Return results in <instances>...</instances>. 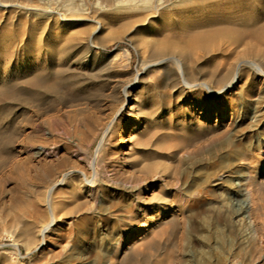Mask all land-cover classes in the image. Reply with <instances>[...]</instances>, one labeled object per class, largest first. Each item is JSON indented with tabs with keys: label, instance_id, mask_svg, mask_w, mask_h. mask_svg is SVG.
I'll use <instances>...</instances> for the list:
<instances>
[{
	"label": "rangeland",
	"instance_id": "obj_1",
	"mask_svg": "<svg viewBox=\"0 0 264 264\" xmlns=\"http://www.w3.org/2000/svg\"><path fill=\"white\" fill-rule=\"evenodd\" d=\"M118 12L100 14L91 35L89 21L0 8V257L264 264V74L250 66L264 72V0H190L163 9L150 37L136 13ZM171 54L189 83L223 90L185 85L170 62L132 84L141 61ZM67 173L55 230L26 251L14 226L48 220L44 196ZM245 186L256 210L234 219L229 194Z\"/></svg>",
	"mask_w": 264,
	"mask_h": 264
},
{
	"label": "bare ground",
	"instance_id": "obj_2",
	"mask_svg": "<svg viewBox=\"0 0 264 264\" xmlns=\"http://www.w3.org/2000/svg\"><path fill=\"white\" fill-rule=\"evenodd\" d=\"M189 1L190 0H18L17 2L16 1L14 2V0H0V8H8V7L22 8V9H25L26 11L30 12L31 15L34 14L33 16H35V17L45 18V19L55 18L56 21H58L64 25H69V26L79 25V23H81V22L89 21V22L93 23V30H92L91 35H93L98 29H102V27H103L104 23H102V22H105V21L101 22L100 19L97 20V18L100 14L109 13L111 11L112 12L113 11H117V12L120 11V13H122V12H133V14L136 13V16H135L136 20H138V22L140 24L142 23V25L147 28V30H148L147 36L150 37V36H153L152 30L155 28V26L157 24L156 20H159V18H161L160 15H161V11L163 9L165 10L168 8L185 5ZM85 2H87L88 4H86ZM123 14H125V13H123ZM129 17H130V15H129ZM134 21H135V19H134ZM144 40H146V39H144ZM144 40L143 41L141 40L143 43H141V41L135 42V46L136 45H137V47L141 46V48H142L143 45H147V43L149 41L147 42ZM164 41L165 40H163V42H162V40H161V43L164 44L165 43ZM153 44H154V42H153ZM144 47L146 48V46H144ZM165 62H170L172 64V66L177 70L178 74L180 75L182 83H184L187 86L202 87L210 93H218V92L223 90V88H222V89L213 91L210 89V87L208 86L207 83H194V84L189 83L187 78H186L187 77L186 76V74H187L186 73V62L184 61L182 55H176V54H171V56L168 58L156 60L153 62L144 63V61H141L140 68H138V70L136 71V74L132 80V84L140 81V76L142 73H145L151 67H157L160 64L165 63ZM191 64H192V62H191ZM191 64H190V66H191ZM250 66L254 70H256L257 72H261L264 74V72L261 71L260 68L255 63L250 64ZM191 67H193V66H191ZM236 79H237V73L234 75L233 79L230 82H228L225 86L227 88H230L231 84ZM130 88L131 87H129V86H127V87L125 86V88L123 90V95H124L123 104L119 108V110H117L116 114H119V111L120 112L123 111L124 108L127 106V103L129 102V99H130ZM133 108L134 109H132V107H131V111L135 112L136 107L133 106ZM127 123L128 122H127L126 118L124 117L120 122L122 131L124 130V126ZM110 132H111L110 127H107L103 131L102 138H101L99 144L97 145V147L95 149L96 159L100 156L101 151L103 149V146L105 144L106 136L108 134H110ZM133 137L134 136H132L131 138H133ZM42 149L38 148V150L35 152V155L38 157L47 155V154H44V150H42ZM156 166L157 165H155L154 167H156ZM144 167H145V165H144ZM152 170L153 169L151 168L150 172ZM154 171L156 172V170H154ZM144 172H145V170H144ZM84 174L81 173V177H82L81 183L88 182L86 180V177L84 176ZM69 176L70 175L67 173L66 175H64L62 177L61 180L56 181L48 189V192L44 196L43 202H44V206H46V209L48 212V220L42 221V223L38 227L37 226H31V225L24 224V223L19 224L18 222L14 226V228H16V229L21 228L19 230L20 232H18V234H19V237L23 238V240H24V247H25L26 251H29L31 244H33V243H38L39 245L43 246L45 244L46 235L55 230V229H53V227L56 225L55 222H56V215L57 214H55V212H57V211H55L54 209L55 208L57 209V207L54 208V207H52V205H54V206L57 205V204L55 205V199H57L56 198L57 194H60V196L58 195L59 197L64 196L62 189L64 187L66 188V187L70 186L69 183H66V180H70ZM81 183H80V185H81ZM87 184H89V182ZM57 188H60L61 190L56 191ZM59 191H60V193H57ZM69 195H71V194H69ZM72 196L73 195H71V198H72ZM228 199H229V201H228L229 211H230V214L233 216L234 219L239 220L242 217H244L245 215L248 216L251 212L253 213L256 210L255 206H254L255 204H254L253 199H252V195L249 191V188H247L246 186L238 192V195L229 194ZM40 220H43V219H40ZM149 244H151V243H149ZM7 261H8V259L4 255H1L0 264H7ZM130 262H132V264L135 263V261L133 259Z\"/></svg>",
	"mask_w": 264,
	"mask_h": 264
}]
</instances>
